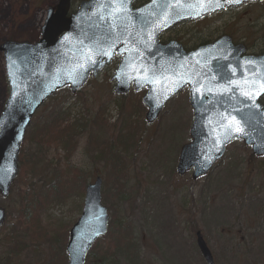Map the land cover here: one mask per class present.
Instances as JSON below:
<instances>
[{
	"label": "rangeland",
	"instance_id": "374dc122",
	"mask_svg": "<svg viewBox=\"0 0 264 264\" xmlns=\"http://www.w3.org/2000/svg\"><path fill=\"white\" fill-rule=\"evenodd\" d=\"M80 1L83 0H71L68 16L77 10ZM147 1L138 0L133 6L139 7ZM57 3L58 0H0V46L8 40L37 41L47 10ZM223 35L229 36L233 44L243 45L249 55L264 53V3H248L212 17L183 23L163 33L160 42L175 41L185 51H190ZM118 63L119 58H115L96 79L89 78L76 94H70L68 88L60 90L33 115L19 150V154L23 150L24 158L39 150L37 139L28 140L29 135L59 115L64 116L67 123H87L88 130L74 136L77 146L74 144L68 155L60 147L43 150V160L46 151L48 162L45 179H30L33 190L39 188L41 192L45 184L49 186L44 190L45 201L34 196L29 198L34 224L27 230L34 246L20 239L14 230L21 209L19 202L23 200L15 185L18 164L10 194L6 198L0 196V208L5 212L0 235L2 228L6 229L0 240V264L6 261L33 264L36 254L44 263L53 252L47 247L52 242L54 250L61 255L65 229L69 233L79 218L85 187L97 177L102 180L101 205L107 209L109 217L107 233L110 222L115 221V227L122 229L126 240L129 234L136 245L139 264H205L195 245L196 232L207 243L215 264H264V158H253L241 142H233L205 178L193 182L190 173L178 176L175 167L179 149L190 142L192 111L188 91L177 94L156 122L147 125L146 109L143 107L140 112L133 108L143 92L138 95L131 92L125 97H117L112 92L111 77ZM8 95L0 53V114ZM53 131L54 126L50 132ZM90 132L102 136L100 147L111 140L110 153L119 158L109 156L106 150L99 152L98 148L91 153ZM122 138L129 140L121 145ZM98 155L108 159L102 160ZM103 192H106V202ZM118 192L123 198L116 196ZM55 224L61 226L60 229ZM48 228L56 231L50 234ZM107 233L90 251L95 245L103 244ZM13 239L23 242V248L16 250ZM8 244L14 245L15 254L6 257ZM243 251L248 261L241 262V256L239 263L233 261L231 253Z\"/></svg>",
	"mask_w": 264,
	"mask_h": 264
},
{
	"label": "water",
	"instance_id": "95a60500",
	"mask_svg": "<svg viewBox=\"0 0 264 264\" xmlns=\"http://www.w3.org/2000/svg\"><path fill=\"white\" fill-rule=\"evenodd\" d=\"M135 1L124 0L121 7L120 0H87L68 16L71 0H58L47 10L37 41H5L0 46L9 86L0 114L2 198L8 196L17 176L19 150L37 109L63 88L77 93L89 75L95 78L115 56L120 62L111 79L113 92L126 95L131 85L136 93L145 89L141 103L148 124L170 99L188 88L192 140L180 149L178 175L192 171L193 180L204 177L233 140L250 147L254 157L264 156V108L258 104L264 96L260 87L264 54L241 57L244 47H232L227 37L189 53L175 42H158L162 33L182 22L257 0L240 4L221 0L222 7L202 14L196 7L199 0H150L132 9ZM100 189L99 178L86 187L81 215L69 231L67 264H85L94 242L107 232L108 216L100 203ZM4 217L0 208V227ZM196 244L205 263L213 264L199 233Z\"/></svg>",
	"mask_w": 264,
	"mask_h": 264
},
{
	"label": "trees",
	"instance_id": "16d2710c",
	"mask_svg": "<svg viewBox=\"0 0 264 264\" xmlns=\"http://www.w3.org/2000/svg\"><path fill=\"white\" fill-rule=\"evenodd\" d=\"M125 97V96H124ZM137 102V101H136ZM134 103V102H131ZM135 106L133 107L136 110H139L140 112L143 111V106L141 105L140 101L134 104ZM129 116V115H127ZM97 122L95 121L94 124L96 125ZM87 123L85 122H80V121H75L73 123H67L66 120H64V116H58L54 118L53 121L46 122L44 125H42L39 129L34 130L30 135L28 140L33 139L36 140L39 146V150L26 156L24 158V153L23 150L21 154L19 155L18 158V164H19V175L18 178L15 182V185L19 187V190L21 191V197L23 195V200L19 202L20 205V210L18 211V225L15 224V234H19L20 239L21 237L23 239H26L30 241L31 245H35L32 242V237L30 233L27 230V227L31 226L33 227V220L31 217V211L33 210V207L30 205L29 198L31 196H34L38 199H40L41 202L45 201L46 196L44 195V190H48L49 186L45 184L44 188H41V192L39 188H35L34 190L32 189V184L30 182L31 177H34L35 180H40L42 177L45 179V173H46V168L48 167V162L46 161L45 158V153L44 152V160H43V150H47L50 147H60L66 154L68 155L70 152L73 151L74 144L77 146V141H75V137L77 133L83 132L88 130L87 128ZM55 127V131H51V127ZM47 127L46 129H43ZM99 136V140L97 137ZM96 139V140H95ZM102 136L96 134L94 135L93 132H90L89 134V143L88 147L90 146L91 148V153L96 152L95 150L98 148L99 152H103L104 150L107 151V153L112 152L113 150V144H111V140L106 143L105 147H100L99 145L103 142ZM131 139V137H129ZM128 138H122L120 143L121 145H124L127 143L129 140ZM94 141V142H93ZM112 145V146H111ZM99 154V153H98ZM111 157L113 158H119L115 155V153H110ZM100 155H98L97 158H99ZM102 160H107L108 158L105 157H100ZM42 173V174H41ZM68 176V175H67ZM44 181V180H43ZM24 186V189L22 187ZM25 193L22 191L25 190ZM39 189V190H38ZM106 193V192H105ZM103 192V196L105 194ZM121 192H118L116 196H119L118 198L121 199L123 196H120ZM104 201L106 202L105 196L103 197ZM119 199L117 201H119ZM111 200V199H110ZM113 203H115L113 201ZM57 206V204H55ZM18 209V208H17ZM115 221H111L109 225V232L107 233L106 238L102 239L103 244L101 246L95 245L93 247V250L88 253L86 257V262L85 264H139L138 257H137V250H136V245L131 241L130 235L128 234V240H126L122 236V229H120L118 226L115 227ZM56 227H61L58 226V224H55ZM124 227H127L124 225ZM50 231V234L54 233L56 230H53L52 228H48ZM60 229V228H58ZM64 229V228H62ZM22 232V233H21ZM66 239L64 241V244L66 246L67 242V236H68V231H66ZM6 229L2 228L1 230V235H0V240L5 236ZM10 236V235H9ZM5 238V241L7 242L8 238ZM130 239V241H129ZM100 240V239H99ZM14 245H16V250H19L20 248H23V242H20L18 240H12ZM5 242V243H6ZM14 245L8 244L7 247L5 248V256L9 257L15 254L14 250ZM54 243L52 242V245L47 246L49 250H52L53 252L50 254V258L47 261H44L42 263V257L38 254L35 253V251H32L33 254H36L33 258V264H66L67 261V256L65 253V247L63 249V253L61 255L58 254L57 250L55 251L53 248ZM246 251L239 252L237 254L231 253V258L233 261H236L239 263V259L241 256V262L248 261L247 260V255L245 254ZM1 264H11L10 262H2Z\"/></svg>",
	"mask_w": 264,
	"mask_h": 264
},
{
	"label": "snow or ice",
	"instance_id": "6c2138e0",
	"mask_svg": "<svg viewBox=\"0 0 264 264\" xmlns=\"http://www.w3.org/2000/svg\"><path fill=\"white\" fill-rule=\"evenodd\" d=\"M224 2L227 4H240L243 2V0H224ZM120 3H121V7H123L124 0H120ZM205 5H207L208 7H205ZM222 6L223 5L221 4V0H199L198 4L196 5V7H198L200 10L198 14H202L203 12L208 11L210 9L214 10L216 7H222ZM251 83L253 84V86H255L256 82L252 81ZM260 87L264 88V83H262Z\"/></svg>",
	"mask_w": 264,
	"mask_h": 264
}]
</instances>
